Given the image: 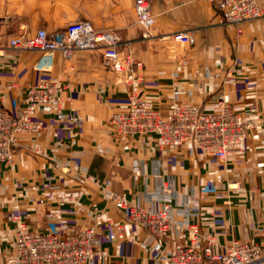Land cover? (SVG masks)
<instances>
[{
  "label": "crops",
  "instance_id": "crops-1",
  "mask_svg": "<svg viewBox=\"0 0 264 264\" xmlns=\"http://www.w3.org/2000/svg\"><path fill=\"white\" fill-rule=\"evenodd\" d=\"M149 1L153 18L139 23L134 0H0V106L14 111L24 88L49 76L60 78L70 95L59 114L37 111L41 129L22 133L13 164L0 165V264L14 251V203L34 230L64 235L95 224L110 252L107 264H166L139 245L144 230L128 222L118 234L109 225L123 218L109 193L155 209L168 204L175 220L193 213L199 231L215 236L217 250L234 238L255 239L264 254V0L261 16L243 22L240 32L220 23L215 3ZM81 19L109 31L122 53L142 63V96L160 108L174 101L211 110L223 95L254 122L241 150L219 160L187 144L159 149L152 137L129 147L117 143L108 120L126 108V88L103 64L101 49L78 50L69 59L56 51L39 67L41 52L8 44L13 36L56 31ZM181 30L192 33L193 43L171 39Z\"/></svg>",
  "mask_w": 264,
  "mask_h": 264
},
{
  "label": "built area",
  "instance_id": "built-area-1",
  "mask_svg": "<svg viewBox=\"0 0 264 264\" xmlns=\"http://www.w3.org/2000/svg\"><path fill=\"white\" fill-rule=\"evenodd\" d=\"M215 3L222 25H233L237 32L240 25L257 19L262 14L259 0H206ZM134 12L139 23L152 20L149 0H134ZM171 39L179 43H193L191 32H173ZM9 46L27 51L41 52L38 66L43 67L56 51L70 58L76 51L101 49L103 64L120 76L126 88L127 106L124 110L112 112L108 124L113 141L127 147L134 139L152 137L157 148L189 145L202 153L226 160L232 152L241 150L244 140L254 122L243 118L241 113L229 105L223 95H218L211 110L194 103L171 101L165 109L153 100L142 96L144 75L142 63L131 52L119 50L117 38L107 30L96 29L90 20L81 19L68 23L56 31L37 29L29 36H13ZM4 51L0 47V62ZM226 76L233 78L232 73ZM179 93V91H175ZM70 101L66 84L56 76L40 78L24 88L17 108L8 111L0 106V165L11 166L14 162V148L19 146L22 133H37L43 126L34 119L37 111L59 114ZM89 177L92 178V175ZM20 194V193H19ZM114 206L123 218L111 221L109 225L122 233L126 223H133L145 231L139 245L144 251H151V258L166 264H201L204 261L219 264H264L262 247L255 239H232L224 250H217L215 236L199 231L191 215L181 220L173 218L168 204L155 209L129 200L124 193H109ZM190 201V198L187 202ZM13 204L15 212L13 253L1 264H107L109 250L101 245L96 225L72 228L64 235L54 231H39L28 227ZM52 216L51 213L48 214ZM96 220L99 214L94 215ZM185 236L183 243H177L179 235ZM168 241L171 246L166 247Z\"/></svg>",
  "mask_w": 264,
  "mask_h": 264
}]
</instances>
